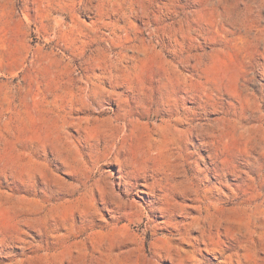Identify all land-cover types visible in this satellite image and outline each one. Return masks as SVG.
Listing matches in <instances>:
<instances>
[{
	"label": "rangeland",
	"instance_id": "obj_1",
	"mask_svg": "<svg viewBox=\"0 0 264 264\" xmlns=\"http://www.w3.org/2000/svg\"><path fill=\"white\" fill-rule=\"evenodd\" d=\"M98 77L109 92L79 90L86 86L80 80ZM120 124L126 128L114 132ZM94 130L103 147L113 132L117 140L126 137L117 146L133 173L129 192L114 180L118 162H100L98 174L86 178L85 151L71 136L81 133L87 146ZM154 181H163L168 194L200 200L184 202L192 206L185 205L188 220L177 232L165 233L160 214L148 222L146 202L156 201L160 189H152ZM116 203L115 213L103 212L120 219L116 227L94 241L68 236L81 208ZM259 204L264 0H0V264L70 257L80 264H141L144 255L184 240L196 263L231 264L229 253L204 251L197 231L214 223L206 243L220 246L227 240L220 221L237 229L246 224L215 206ZM208 210L214 217L206 223ZM57 226L66 230L57 233Z\"/></svg>",
	"mask_w": 264,
	"mask_h": 264
},
{
	"label": "bare ground",
	"instance_id": "obj_2",
	"mask_svg": "<svg viewBox=\"0 0 264 264\" xmlns=\"http://www.w3.org/2000/svg\"><path fill=\"white\" fill-rule=\"evenodd\" d=\"M225 58V57H224ZM227 59V58H226ZM217 60V59H216ZM217 64V63H216ZM214 67V66H213ZM221 68V67H220ZM210 71V70H209ZM222 71V69L220 70ZM213 72V71H212ZM217 73V71H216ZM220 73V72H219ZM218 73V74H219ZM209 74V73H208ZM215 75V74H214ZM209 76V75H207ZM101 78V77H100ZM78 81V80H77ZM81 85L84 84L86 86V88L82 87L79 90L82 91H86V92H96L97 90H101L105 92L109 90H107L105 87H102V84L105 85L107 83L106 79H87V80H80ZM113 85H116V82L111 81ZM166 83V82H165ZM118 84V83H117ZM164 84V83H163ZM169 84V83H167ZM166 84V85H167ZM77 85V84H76ZM234 85V84H233ZM79 87V86H78ZM108 87V86H107ZM147 87V86H146ZM233 87V86H232ZM111 88V87H110ZM140 88V87H139ZM142 88V87H141ZM72 89V88H71ZM73 91H77L75 90V86L73 88ZM77 89V88H76ZM112 89V88H111ZM110 89V90H111ZM115 89H118L117 87L113 86V90L116 91ZM129 89V88H128ZM143 89V88H142ZM158 89V88H157ZM130 90H133L130 88ZM139 90V89H138ZM144 90V89H143ZM79 92V91H77ZM98 92V91H97ZM102 92V93H104ZM112 91H110L111 93ZM145 92V91H144ZM146 92H149L146 90ZM169 92V91H168ZM166 92V94L168 93ZM170 92H172L170 90ZM139 93V91H138ZM141 93V91H140ZM151 93V92H150ZM94 94V93H92ZM113 94V92H112ZM116 94V93H115ZM148 94V93H147ZM153 94V93H152ZM170 94V93H168ZM182 98V97H181ZM173 100V98H171ZM170 99V101H171ZM176 99V98H175ZM178 100V99H177ZM184 100V99H183ZM168 101V100H167ZM181 101V100H180ZM173 102V101H172ZM167 103V102H166ZM179 103V102H178ZM177 103V104H178ZM168 104V103H167ZM171 105V102H170ZM174 105V104H173ZM168 107V106H167ZM164 109L162 110L163 112L168 113V117L171 116L170 112L173 109ZM171 107V106H170ZM160 109L158 111L162 112ZM160 115V114H159ZM166 117V116H165ZM172 117V116H171ZM118 119H121L122 117L118 115L117 117ZM175 118V117H174ZM196 119V118H195ZM85 120V119H84ZM88 120V119H86ZM115 120V119H114ZM172 120V119H171ZM110 121V119L108 120V122ZM140 121V120H139ZM160 121V120H159ZM181 122V119H176V122ZM86 122V121H85ZM104 122V121H103ZM107 122V124H108ZM119 122V121H118ZM166 123H169L168 121L165 120ZM99 123V122H97ZM110 123V122H109ZM120 123V122H119ZM134 123V122H133ZM89 124V122H88ZM118 124V123H117ZM122 124V123H121ZM119 125H113L115 126L114 128V132L115 131H121L124 130L126 127L123 126L121 127ZM135 124V123H134ZM133 124V125H134ZM172 124V123H171ZM178 124V123H177ZM98 125H101L98 124ZM103 125V124H102ZM105 125V123H104ZM110 125V124H108ZM112 125V124H111ZM132 125V123H131ZM132 125V126H133ZM176 125V124H175ZM106 126V125H105ZM113 126H110L113 127ZM164 126V125H163ZM95 127V125L93 126ZM175 127V126H173ZM101 129V128H100ZM109 129V128H108ZM112 130V129H111ZM110 130V131H111ZM128 130V129H127ZM131 130V129H130ZM166 130V129H165ZM88 131V130H87ZM181 131V130H180ZM69 132V131H68ZM89 132V131H88ZM113 132V134L111 135L110 140L105 142V145L103 147V142L98 138L99 137V131L98 130H94V132L90 133L88 136V145L84 146L83 141L81 140L80 134L78 133V136H71V138H74L72 140H74V142L76 141L77 143H80V146L82 147V149L85 151V154L83 156L85 162L83 161V163L87 166V172H88V176L86 178H90V176L92 174H95L98 172V164L100 162L106 161V164L110 163V162H118L119 166L121 167L118 171V174L120 176L116 177L114 179L115 182L117 180L120 181V183L118 184V186H125L126 190L125 192H129L130 188H133L134 184H130L129 180L130 177L133 176L132 172H126L127 168H128V164L124 163L120 160L119 156H118V143H121V141L123 142L124 139L126 138H122L117 140V136L118 133L115 134ZM126 132V131H125ZM130 131H128L129 133ZM70 133V132H69ZM127 133V132H126ZM131 133V132H130ZM45 134V133H44ZM71 134V133H70ZM43 135V134H42ZM125 135V133H124ZM101 136V135H100ZM129 136V135H128ZM132 136V135H131ZM131 136L129 138H131ZM43 137V136H42ZM65 137V136H64ZM83 137V135H82ZM122 137V136H121ZM133 137V136H132ZM44 138V137H43ZM47 138V137H46ZM51 140V139H50ZM54 141V140H53ZM63 141V139H62ZM59 145H61V143H59ZM76 145V143H75ZM47 148V147H46ZM63 148V145H62ZM48 149V148H47ZM66 149V148H65ZM81 149V148H79ZM68 150V149H67ZM70 151V150H69ZM63 152V151H62ZM66 152V151H65ZM74 153V152H73ZM69 156V155H68ZM86 157L89 159L86 160ZM50 158V157H49ZM46 159V158H45ZM67 159V158H66ZM76 160V159H75ZM75 162V161H74ZM108 162V163H107ZM128 162V161H127ZM117 163V164H118ZM101 166V165H100ZM49 167V166H48ZM69 167V166H68ZM97 169V170H95ZM54 173V172H53ZM98 174V173H97ZM70 176V174H69ZM99 176V175H98ZM106 176V175H105ZM104 176V179L106 178ZM93 178V177H92ZM108 178V177H107ZM112 178V177H111ZM103 179V180H104ZM162 179V178H161ZM89 180V179H88ZM102 180V179H101ZM148 180V179H147ZM145 180V181H147ZM160 180V179H159ZM197 180V179H196ZM205 180V179H204ZM113 182V181H112ZM71 183V182H70ZM173 184V183H172ZM178 184V183H177ZM73 185V184H72ZM163 185V181H154L152 183V189H155L157 187L160 186V189H158L157 194H155V200H151L149 202H146L148 205L147 207L144 208V210L149 214L148 216V222L150 224L156 223V220H154L153 218L150 217V214H160L161 217L163 218V222L159 223L160 225H165L166 229H165V233H172V231H176L177 229L181 228V227H185L186 226V219L188 220V216L186 213H184L185 209V205H189V204H185L184 202H188L192 201L191 204L196 203L197 201H200L199 198L194 199V200H190V195H188L187 193H181L178 197L171 195L170 193L168 194L166 191H164V187ZM84 186L85 188H87V194L90 193L92 194L94 191V188L89 187L88 182H84ZM103 186V185H102ZM136 186V185H135ZM143 186V185H142ZM151 186V185H150ZM147 187V186H145ZM103 188V187H101ZM212 189V188H211ZM214 189V187H213ZM212 189V191H214ZM78 192L81 191V186L77 188ZM209 191V190H208ZM216 191V190H215ZM101 192V191H100ZM215 193V192H213ZM230 195L233 196V193L231 192V190L229 191ZM10 194V193H9ZM220 194L222 196H224V194L222 192H220ZM119 195V194H118ZM198 195V194H197ZM219 195V194H218ZM116 198H118L117 195H115ZM7 197V196H6ZM15 197V196H14ZM98 197V196H97ZM225 197V196H224ZM13 198V197H12ZM31 199V198H30ZM192 199V198H191ZM206 199V198H205ZM215 199V198H214ZM251 199V198H250ZM212 200V199H211ZM236 200V199H235ZM204 201V200H203ZM17 201H15L16 203ZM85 202V200H84ZM14 203V202H13ZM29 203V202H28ZM111 203V202H110ZM14 205V204H13ZM17 205V204H15ZM35 205V204H34ZM18 206V205H17ZM20 206V205H19ZM192 206V205H189ZM202 206V205H201ZM194 208H196L195 206H193ZM7 208V207H6ZM119 208V205L116 203L115 206H109L107 208H103L102 206H99L98 204H91L88 206H85L83 208H81L79 210L78 215L75 217V221H74V226L72 228V230H68V233L71 239H75V240H80V242H86V241H94L97 236H99L100 234H103L105 230L109 229L112 226H117L120 219L117 216H111L109 219H106L105 216L103 215L104 211H108V213L111 215V213H115L116 210ZM198 208V207H197ZM196 208V209H197ZM206 208V207H205ZM27 209V208H26ZM23 210V209H22ZM199 210V208H198ZM215 210H223L224 213L226 212H232V213H236L239 215L238 220L241 221V223H245L246 226H239V228H233L232 221L231 222H225L227 224L226 227L223 226V224L220 221V224H217L219 226V229L223 230L224 235L226 237V241H224L222 243V245L214 247L213 249H210V245H208L206 243V238L211 236V229L214 228V223L213 224H209L210 226H208V229H204L203 225L202 227H199V230L197 231L199 234V238L201 239L202 246H204V251H206L207 253H211L213 252L216 256H220L223 257L225 256V254L229 253V256L226 257L227 261H229L231 264H243V262L245 261L246 263H253V264H264V204H259L257 206L254 207H232V208H224V207H216L215 206ZM1 211V210H0ZM4 211V210H3ZM2 211V212H3ZM12 211V210H11ZM74 211V210H73ZM207 216L204 217L205 222L207 223V221L209 220L210 217H214L211 210L207 211ZM138 213V212H137ZM215 214V213H214ZM222 214V213H221ZM249 214H252L253 217L250 216V218H247ZM60 215V214H59ZM218 215V214H217ZM227 215V214H226ZM108 216V215H107ZM55 217V216H54ZM220 217V216H219ZM211 218V219H212ZM215 218L216 215H215ZM235 218V216H234ZM38 219V218H37ZM160 219V218H159ZM223 219V218H222ZM221 219V220H222ZM231 219V218H230ZM27 220V219H26ZM203 220V219H202ZM215 220V219H214ZM210 221V220H209ZM218 221V223H219ZM27 222V221H26ZM122 222V221H121ZM240 223V224H241ZM124 224V223H123ZM147 224V223H146ZM236 224V223H235ZM11 225V224H10ZM59 225L64 226V224L59 223ZM148 225V224H147ZM146 225V226H147ZM24 226V225H23ZM196 226V225H195ZM199 226V225H198ZM5 227V226H3ZM55 227V225H54ZM55 229V231L58 233L59 231H61V229H63L64 227H59ZM113 227V229L115 228ZM120 227V226H119ZM216 227V225H215ZM195 228V227H193ZM218 228V227H217ZM66 230V228H64ZM159 229V228H158ZM191 229V228H190ZM193 231V229H191ZM115 231V230H114ZM177 232V231H176ZM149 233V232H148ZM147 233V234H148ZM146 234V235H147ZM237 234H239V236H237ZM172 235V234H171ZM189 237V236H188ZM147 239V238H146ZM172 239V238H171ZM186 239V238H185ZM127 240V239H126ZM198 240V239H197ZM113 242V241H112ZM106 243V242H105ZM164 243V241H163ZM191 243L190 240H184L181 245L173 247L170 250H165V251H158L155 252V254L153 256H147L144 255L143 256V261L141 262V264H198L196 263L197 260L190 256L189 253L191 251H189L190 248H192L193 246L188 244ZM201 243V242H200ZM211 244V243H210ZM216 246V245H215ZM159 248V247H158ZM171 248V247H170ZM157 249V248H156ZM160 249H162L160 247ZM199 249V248H198ZM202 249V248H201ZM198 251V250H197ZM147 253V252H146ZM194 253V252H193ZM130 254V253H127ZM149 254V253H148ZM197 254V253H196ZM63 255V254H62ZM60 256V255H58ZM58 256L54 255L53 258H57ZM95 256V255H94ZM132 255H129L128 259H130V262L132 263L131 260ZM1 258V256H0ZM36 258V257H34ZM38 258V257H37ZM197 258V257H196ZM32 259V258H31ZM61 259V258H60ZM63 259V258H62ZM214 259V258H213ZM28 260V259H27ZM30 260V259H29ZM39 260V259H38ZM217 260V259H216ZM26 261V259H25ZM31 261V260H30ZM33 261V259H32ZM31 261V262H32ZM62 263H57V264H80V261H76L75 258L70 257L69 259H65L62 260ZM103 261V260H102ZM37 262V261H36ZM223 262V260H222ZM40 264V262H38ZM18 264H25L24 261L18 262ZM133 264V263H132Z\"/></svg>",
	"mask_w": 264,
	"mask_h": 264
}]
</instances>
